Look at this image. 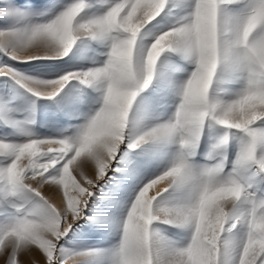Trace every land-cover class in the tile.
I'll return each mask as SVG.
<instances>
[{
  "label": "snow or ice",
  "instance_id": "1",
  "mask_svg": "<svg viewBox=\"0 0 264 264\" xmlns=\"http://www.w3.org/2000/svg\"><path fill=\"white\" fill-rule=\"evenodd\" d=\"M0 264H264V0H0Z\"/></svg>",
  "mask_w": 264,
  "mask_h": 264
},
{
  "label": "rangeland",
  "instance_id": "2",
  "mask_svg": "<svg viewBox=\"0 0 264 264\" xmlns=\"http://www.w3.org/2000/svg\"><path fill=\"white\" fill-rule=\"evenodd\" d=\"M163 185H157V187H162ZM152 194V193H151ZM37 258H39V255L37 254ZM23 259V258H22Z\"/></svg>",
  "mask_w": 264,
  "mask_h": 264
},
{
  "label": "bare ground",
  "instance_id": "3",
  "mask_svg": "<svg viewBox=\"0 0 264 264\" xmlns=\"http://www.w3.org/2000/svg\"><path fill=\"white\" fill-rule=\"evenodd\" d=\"M150 194H151V192H150Z\"/></svg>",
  "mask_w": 264,
  "mask_h": 264
}]
</instances>
